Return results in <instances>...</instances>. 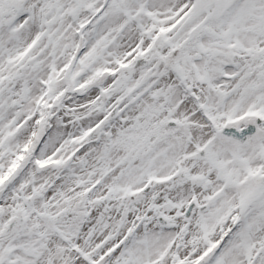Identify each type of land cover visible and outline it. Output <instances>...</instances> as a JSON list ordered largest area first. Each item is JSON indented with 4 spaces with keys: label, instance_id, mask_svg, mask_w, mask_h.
Returning a JSON list of instances; mask_svg holds the SVG:
<instances>
[{
    "label": "snow or ice",
    "instance_id": "6c2138e0",
    "mask_svg": "<svg viewBox=\"0 0 264 264\" xmlns=\"http://www.w3.org/2000/svg\"><path fill=\"white\" fill-rule=\"evenodd\" d=\"M0 264H264V0H0Z\"/></svg>",
    "mask_w": 264,
    "mask_h": 264
}]
</instances>
